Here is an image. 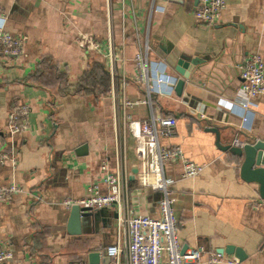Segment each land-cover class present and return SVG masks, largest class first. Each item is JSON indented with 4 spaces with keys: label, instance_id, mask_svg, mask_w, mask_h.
I'll return each mask as SVG.
<instances>
[{
    "label": "crops",
    "instance_id": "obj_1",
    "mask_svg": "<svg viewBox=\"0 0 264 264\" xmlns=\"http://www.w3.org/2000/svg\"><path fill=\"white\" fill-rule=\"evenodd\" d=\"M226 1L218 21L208 26L194 18L198 0H0V28L21 40L17 56L0 54V146L16 159L14 166L0 165V186L15 183L30 192L0 202V246L12 253L0 264L88 261L89 252L102 253L115 242L114 209L93 210L82 218L81 232L70 234V209L62 205L65 198L86 196L91 183L104 188L98 167L103 160L112 166L116 132L108 90L95 101L61 94L56 80L63 72L74 85L93 63L108 74L109 39L119 59L118 90L126 79L132 101L147 96L132 77L134 54L148 42V59L174 83L173 94H152V107L133 105L128 113L133 119L174 116L175 133L161 143L179 145L204 167L182 178L178 163L165 166L183 249L217 251L232 244L244 253L240 264H264V209L254 207L262 199L254 184L241 179V157L217 146L264 140V95L243 108L240 91L243 60L258 53L264 61V0ZM79 34L96 40L100 50L80 47ZM160 45L167 49L164 56L157 52ZM171 56L199 63L180 95ZM42 58L53 72L35 73ZM21 104L27 128L10 135L9 115ZM84 144L86 152L79 154ZM128 160L133 208L157 216L160 192L140 185L132 149Z\"/></svg>",
    "mask_w": 264,
    "mask_h": 264
},
{
    "label": "built area",
    "instance_id": "obj_2",
    "mask_svg": "<svg viewBox=\"0 0 264 264\" xmlns=\"http://www.w3.org/2000/svg\"><path fill=\"white\" fill-rule=\"evenodd\" d=\"M107 3L109 0H106ZM227 5L226 0H198L194 9V18L208 26L213 25ZM78 45L86 51H99L100 44L88 35H80ZM150 46L146 41L133 57L135 73L132 79L146 92V98L129 100L125 94L127 80H122L118 90L116 84L118 57L113 51L109 39L107 45V66L110 77L108 89L114 114L112 116L116 129L113 144V164L108 160L99 164V172L104 188L97 183L87 187V195L81 198H65L62 205L70 209L73 205L92 210L112 208L116 213V238L113 244L107 245L100 254L110 258L108 264H240L233 255L204 249L202 246L183 250L177 235L176 219L171 197L172 179L165 174V166L178 163L181 177L197 176L203 165L189 159L182 148L176 144L161 143L175 133L177 119L172 115H151L148 119H133L128 109L133 105L152 107V94L172 96L174 83L170 81L147 56ZM21 51V40L0 28V54L17 56ZM242 83L240 91L246 98L243 108L249 101L264 95V61L260 54H249L240 65ZM119 112V113H118ZM26 105L13 108L8 119V132L15 135L26 130ZM245 119V118H243ZM130 141L133 146H130ZM237 143V141H235ZM132 149L138 161L139 183L143 187L159 191L157 216L138 214L132 205L129 188L128 152ZM16 159L0 146V165H15ZM27 193L21 185L10 183L0 186V202L10 201L16 194ZM262 206L264 200L254 203ZM12 258V253L0 246V263ZM70 264H90L79 259ZM100 264V263H99Z\"/></svg>",
    "mask_w": 264,
    "mask_h": 264
},
{
    "label": "water",
    "instance_id": "obj_3",
    "mask_svg": "<svg viewBox=\"0 0 264 264\" xmlns=\"http://www.w3.org/2000/svg\"><path fill=\"white\" fill-rule=\"evenodd\" d=\"M157 49L160 55L164 56L167 49L160 45ZM165 52V53H163ZM172 58V66L174 70L180 75L177 80L175 91L178 95L181 94L185 84V80L190 78V74L198 68L199 63L195 60H187L181 57ZM217 146L223 151H230L234 155L241 157L242 161L239 166V175L244 181L254 184L259 197L264 200V140L255 139L251 143H244L241 146L233 145H219ZM87 145H83L78 149L79 154L86 152ZM136 173V169L132 171ZM133 177V176H131ZM93 215V210L90 208H83L77 205H73L70 208L69 219H68V232L70 234H79L81 232L82 218ZM184 250V249H183ZM220 253H226L228 255L233 254L239 261L244 258L242 250L232 244L225 245L224 248L217 250ZM88 263L90 264H108L110 258L103 256L98 251H91L87 255Z\"/></svg>",
    "mask_w": 264,
    "mask_h": 264
},
{
    "label": "trees",
    "instance_id": "obj_4",
    "mask_svg": "<svg viewBox=\"0 0 264 264\" xmlns=\"http://www.w3.org/2000/svg\"><path fill=\"white\" fill-rule=\"evenodd\" d=\"M46 68H48L49 72H53L49 69L47 59L42 58L36 67L35 73L40 75ZM65 75L63 72L57 74L56 80L60 84L58 89L61 94H80L96 101L107 93L108 74L101 68L99 63H93L74 85L66 82Z\"/></svg>",
    "mask_w": 264,
    "mask_h": 264
}]
</instances>
